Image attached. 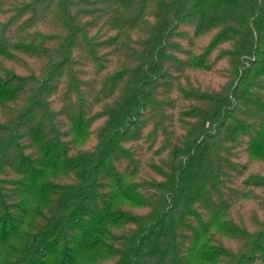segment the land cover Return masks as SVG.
I'll return each mask as SVG.
<instances>
[{
	"label": "trees",
	"instance_id": "1",
	"mask_svg": "<svg viewBox=\"0 0 264 264\" xmlns=\"http://www.w3.org/2000/svg\"><path fill=\"white\" fill-rule=\"evenodd\" d=\"M0 264H264V0H0Z\"/></svg>",
	"mask_w": 264,
	"mask_h": 264
},
{
	"label": "rangeland",
	"instance_id": "2",
	"mask_svg": "<svg viewBox=\"0 0 264 264\" xmlns=\"http://www.w3.org/2000/svg\"><path fill=\"white\" fill-rule=\"evenodd\" d=\"M122 202L125 204V205H127V203H134V202H132V201H130L127 197H125V196H122Z\"/></svg>",
	"mask_w": 264,
	"mask_h": 264
}]
</instances>
